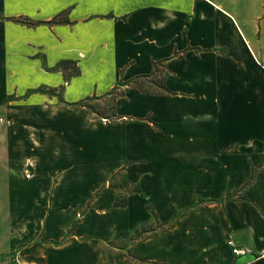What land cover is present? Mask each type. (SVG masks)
I'll use <instances>...</instances> for the list:
<instances>
[{
    "label": "crops",
    "instance_id": "crops-1",
    "mask_svg": "<svg viewBox=\"0 0 264 264\" xmlns=\"http://www.w3.org/2000/svg\"><path fill=\"white\" fill-rule=\"evenodd\" d=\"M0 117V264H264V0H0Z\"/></svg>",
    "mask_w": 264,
    "mask_h": 264
},
{
    "label": "trees",
    "instance_id": "trees-1",
    "mask_svg": "<svg viewBox=\"0 0 264 264\" xmlns=\"http://www.w3.org/2000/svg\"><path fill=\"white\" fill-rule=\"evenodd\" d=\"M61 65H63L64 69H68V68H71L72 70H74V74H77L78 73V69L75 67V66H71L69 62H62ZM154 70H156V66L154 65ZM152 75L151 74H148V75H143V76H138L137 78H135L132 83L135 87H137L141 92H147V89H145L141 84H140V81L139 79H147L149 78L150 76ZM150 82L154 83V85L156 87H158V89L160 91H167L166 87L164 86V84L162 83L161 80L159 79H156V80H150ZM122 94V91L121 90H116V89H113L111 90L110 92H108L106 95H103L101 97V99H106L110 102L111 104V107H110V110H111V115H103V117L105 118H108L111 119L112 117L113 118H116V114H115V100L117 99V97H119L120 95ZM87 100L89 99H86V100H81L80 102H78L79 105H82V106H85V107H88V104H87ZM96 114H100L102 115L101 113L99 112H96L94 111ZM116 176L120 177L122 180L119 182V186L122 184H124L126 187V189H124V194L123 195H119V199H118V194H116V198H115V201L114 203L118 206H122L126 203V197L128 194H131V193H141V190H140V187L137 185V184H134L132 182H129L127 180H125L123 178V170L120 169L118 170L114 175L113 177L111 178L110 180V183L113 187H116L118 186V184H115L114 183V180L116 178ZM253 178V174L250 176V179L249 181ZM159 227L161 229L165 228V226H169V224L167 225H163V224H158ZM151 231V230H150ZM142 231H136L135 234H134V237L133 238H138L140 237L139 234L141 233Z\"/></svg>",
    "mask_w": 264,
    "mask_h": 264
},
{
    "label": "rangeland",
    "instance_id": "rangeland-1",
    "mask_svg": "<svg viewBox=\"0 0 264 264\" xmlns=\"http://www.w3.org/2000/svg\"><path fill=\"white\" fill-rule=\"evenodd\" d=\"M69 69V68H68ZM70 72H74V70L70 69ZM156 79H160L159 77V74L156 73L154 74L152 77H150V80H156ZM143 80V79H142ZM145 89H152V88H155L154 84L153 83H145V84H141ZM87 104H88V110L89 112L94 115V116H97V117H102L104 119H108V118H105L103 117V115H111V110H110V107H111V104L108 100L106 99H101V98H92V99H89L86 101ZM94 111L96 112H99L101 113L102 115L100 114H96ZM1 123L2 122H8L7 119L5 117L2 118V120L0 121ZM122 179L118 176H116L115 180H114V183L115 184H118L117 186V194H118V199H119V195H123L124 194V189H126L125 185L122 184V186L120 185L119 186V182L121 181ZM159 227L158 224H156V228H153L151 226H147V227H143L142 229V232L139 234L140 237L142 236H145L147 233H150L152 230H156L157 228ZM151 230V231H150ZM14 262H12L13 264Z\"/></svg>",
    "mask_w": 264,
    "mask_h": 264
},
{
    "label": "built area",
    "instance_id": "built-area-1",
    "mask_svg": "<svg viewBox=\"0 0 264 264\" xmlns=\"http://www.w3.org/2000/svg\"><path fill=\"white\" fill-rule=\"evenodd\" d=\"M2 120V118L0 117V121ZM230 245H233L231 241L228 242ZM232 252L235 255H240V254H244L246 251L242 248H237L235 246H232ZM14 264H20L19 262H15Z\"/></svg>",
    "mask_w": 264,
    "mask_h": 264
}]
</instances>
